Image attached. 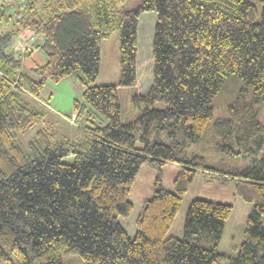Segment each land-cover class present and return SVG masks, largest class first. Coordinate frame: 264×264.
I'll return each instance as SVG.
<instances>
[{"label":"trees","instance_id":"1","mask_svg":"<svg viewBox=\"0 0 264 264\" xmlns=\"http://www.w3.org/2000/svg\"><path fill=\"white\" fill-rule=\"evenodd\" d=\"M124 1L6 0L0 8V261L66 264L77 253L82 264H216L230 204L196 197L181 236L167 235L195 174L206 170L234 179L250 205L229 264H264V159L240 168L220 159L210 165L201 154L187 158L221 100L238 130L257 131L264 143L256 118L264 101V0H142L134 9ZM254 1L261 4L259 21ZM149 11L156 14L152 81L131 96L135 114L124 118L118 89L134 86L146 70L138 24ZM21 30L35 37L44 64L27 68L23 58L32 51L13 49ZM115 30L119 79L94 84L101 43ZM77 69L84 89L74 122H85L87 133L59 139L42 128L24 152L13 137L41 117L28 98L47 79ZM168 161L180 165L174 190L156 179L130 236L119 219L132 210L128 192L140 165Z\"/></svg>","mask_w":264,"mask_h":264},{"label":"rangeland","instance_id":"2","mask_svg":"<svg viewBox=\"0 0 264 264\" xmlns=\"http://www.w3.org/2000/svg\"><path fill=\"white\" fill-rule=\"evenodd\" d=\"M4 3H6V0L0 1V8ZM141 3L142 0H125L122 6L125 9H134ZM254 4L258 12L256 20L259 21L261 19V4L258 1H254ZM155 20L156 14L151 11L143 12L139 16V55L141 60H147V66L146 70L140 75L138 83L135 84L134 88L137 90H134L135 92L143 91L142 89L152 81L151 61H148V59L151 56ZM27 38L25 31H18L12 38L13 49L21 51L22 41L27 40ZM101 50L99 73L94 84H115L120 76L118 30L113 31L107 39L102 41ZM33 51L35 53L33 54L34 59L31 58L32 64L34 66L39 63V65L44 64L45 59L39 49L36 48ZM26 58L30 57H24L23 59ZM40 58L41 61H39ZM82 79H84V76L79 69L74 70L58 81L47 79L39 93L28 98L30 106L37 110L41 117L38 122L24 131L16 132L13 137L14 142L24 152L29 151L28 143L34 139L36 132L42 128L48 129L59 139L64 137L72 140L82 139L87 133V130L82 126L85 122L82 123L78 120L73 125L76 116L74 103L75 101L81 102L84 89ZM234 88L236 95L243 93L239 92L240 89ZM124 89L125 87L118 89V99L123 115L126 118H131L134 116L135 111L128 97L133 89ZM225 101L229 103L231 99L225 98ZM225 104L221 100L219 105L214 108L212 117L206 124L200 140L189 146L187 158L190 159L194 154H201L210 165L215 164L220 159L230 165L237 164L240 168L260 163L264 159V143L256 137L258 132L255 131L254 134L247 135L242 130H238V126L234 125L229 114L222 109L221 105ZM256 118L259 123L264 125V101L258 105ZM137 145L140 146V143L137 142ZM64 161L71 162L72 157H66ZM179 169L180 165L172 161L165 162L159 168L147 163L140 165L128 192V200L133 205L132 210L129 215L119 219L130 236H134L135 220L141 203L152 196L156 187V179L160 180L161 185L165 189L173 191V181ZM196 197L224 202L232 206L217 246V251L222 253L223 256L216 263L229 264L230 257L235 256L241 242L250 205L245 203L237 194L234 187V179L214 172L198 170L190 187L182 197L180 207L167 232L168 236L182 234V226L188 204ZM13 261L14 264H17L15 258H13ZM0 264L7 263L0 261ZM66 264H82L80 256L77 253H71L67 256Z\"/></svg>","mask_w":264,"mask_h":264},{"label":"crops","instance_id":"3","mask_svg":"<svg viewBox=\"0 0 264 264\" xmlns=\"http://www.w3.org/2000/svg\"><path fill=\"white\" fill-rule=\"evenodd\" d=\"M27 35H29L28 33H27ZM35 53V51H33L32 52V54L30 55V58H26V59H23V63H24V65L27 67V68H32V67H34V64H32V61H31V58L32 59H34L33 58V54ZM39 61H41V58H40V60ZM40 64V63H39ZM135 85L134 86H129V87H125V89L124 90H129V89H133V91L131 90V93L129 94V97H128V100L130 101V98H131V96L134 94V93H138V92H135V91H137V90H135ZM122 90V89H121ZM135 90V91H134ZM134 112V111H133ZM73 115H75V113H73ZM124 116V115H123ZM124 118H126V116H124ZM73 125H75V122H74V124ZM127 231V230H126ZM181 234H176V235H174V236H180Z\"/></svg>","mask_w":264,"mask_h":264},{"label":"built area","instance_id":"4","mask_svg":"<svg viewBox=\"0 0 264 264\" xmlns=\"http://www.w3.org/2000/svg\"><path fill=\"white\" fill-rule=\"evenodd\" d=\"M23 5H21V7H22ZM12 10H14V9H10V11H12ZM7 12V11H6ZM22 46H21V51L22 52H25V51H27V50H30V51H33V50H35L36 49V45H35V37L34 36H29L28 38H27V40H25V41H22V44H21Z\"/></svg>","mask_w":264,"mask_h":264}]
</instances>
